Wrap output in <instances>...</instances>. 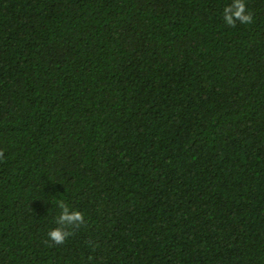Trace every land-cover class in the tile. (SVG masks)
I'll return each instance as SVG.
<instances>
[{
	"label": "trees",
	"instance_id": "16d2710c",
	"mask_svg": "<svg viewBox=\"0 0 264 264\" xmlns=\"http://www.w3.org/2000/svg\"><path fill=\"white\" fill-rule=\"evenodd\" d=\"M231 2L0 0V264H264V0Z\"/></svg>",
	"mask_w": 264,
	"mask_h": 264
},
{
	"label": "clouds",
	"instance_id": "9594fccd",
	"mask_svg": "<svg viewBox=\"0 0 264 264\" xmlns=\"http://www.w3.org/2000/svg\"><path fill=\"white\" fill-rule=\"evenodd\" d=\"M254 14L247 10L246 0H232L223 8V20L229 27H235L237 23L249 25L253 23ZM4 158V150L0 149V160ZM59 209L56 217V227L49 229L48 241L52 245H63L66 239L74 234V231L86 225L85 215L79 210H70L69 205L63 199L55 201Z\"/></svg>",
	"mask_w": 264,
	"mask_h": 264
}]
</instances>
